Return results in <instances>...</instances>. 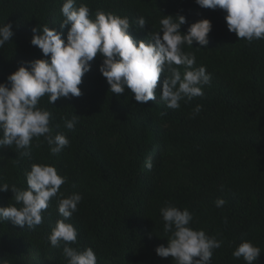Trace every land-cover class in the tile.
<instances>
[{
	"label": "trees",
	"instance_id": "obj_1",
	"mask_svg": "<svg viewBox=\"0 0 264 264\" xmlns=\"http://www.w3.org/2000/svg\"><path fill=\"white\" fill-rule=\"evenodd\" d=\"M64 2L0 0V25L11 23L15 33L0 48V83L25 62L50 60V54L45 57L31 44L34 28L63 31L67 43L70 25L60 29ZM82 4L93 19L98 10L129 18L137 41L160 31L164 15L185 16L184 34L191 24L210 20L209 44L194 42L183 50L195 54V67L205 66L211 83L203 87L204 96L182 100L180 109L173 110L160 100L162 74L156 99L141 103L130 89L119 96L109 91L98 54L82 77L81 96L60 98L53 105L43 96L38 107L52 113V134H65L70 143L55 156L44 137L33 138L30 156H19L14 145L0 148V184L25 190L33 164L54 166L67 182L35 229L0 221L3 264H67L63 244L54 248L48 239L63 219L60 193L65 198L82 195L78 210L65 221L78 233L70 246L79 251L91 247L97 264H175L172 257L156 253L171 235L165 234L160 213L168 205L187 208L194 230L223 241L212 264H246L233 256L245 240L260 247L255 264H264V39L240 40L228 30L223 10L202 8L195 0H76L77 7ZM140 17L147 22L143 29L135 23ZM197 105L202 110L193 118ZM74 115L78 123L69 131L65 120ZM13 196L11 190L0 191V207H21ZM218 198L226 201L222 208L215 206Z\"/></svg>",
	"mask_w": 264,
	"mask_h": 264
},
{
	"label": "clouds",
	"instance_id": "obj_2",
	"mask_svg": "<svg viewBox=\"0 0 264 264\" xmlns=\"http://www.w3.org/2000/svg\"><path fill=\"white\" fill-rule=\"evenodd\" d=\"M202 8H220L226 13L225 20L230 32L251 44L264 39V0H195ZM63 21L60 29L70 25L67 43L62 39L63 31L48 25L33 29L31 44L42 50L49 59H36L25 62L17 71L0 83V148L15 146L21 157L30 156L28 149L33 138L44 137L51 155L61 153L70 143L65 134H52L50 118L52 113L38 107L40 99L47 95L53 105L60 98L82 95L79 85L82 77L92 68L94 58L100 54L103 62L100 72L110 85V92L119 96L130 89L134 99L147 103L156 99V89L161 75H164L160 100L173 110L181 107V101H192L205 95L203 87L211 83V74L205 66L195 67L194 53L185 52L184 46L193 47L209 44L212 23L203 19L191 24L187 33L181 32L186 17L177 14L167 15L160 20V31L148 32L147 40H135L130 34L129 18L112 13L96 11L95 18L87 5L76 6V0H65L60 9ZM143 29L147 22L140 17L135 22ZM162 33V35H161ZM13 25H0V48L14 37ZM199 48V47H197ZM181 67L183 71H181ZM202 110L197 105L193 118ZM78 123V115L65 120V127L72 131ZM150 171L151 160L145 162ZM27 188L18 189L7 183L0 184V191L11 190L17 204L0 207V221H12L20 227L35 229L43 222L42 211L49 207L53 197H57L61 185L67 182L66 176L58 174L50 165L33 164L26 174ZM223 190V186H221ZM81 194L73 193L64 197L59 194L58 212L63 219L56 222L48 239L54 248L63 244V254L67 264H97V256L91 247L79 251L71 247L77 243V230L68 219L78 210ZM226 201L218 198L217 208ZM164 221L165 234L171 233L168 244H161L156 253L162 258L172 257L175 264H212L213 252L221 248L223 241L215 235L209 236L204 230L191 227L193 214L187 209L168 205L160 209ZM261 249L251 241H243L233 251L237 259L243 258L246 264H255ZM0 264H3L0 259Z\"/></svg>",
	"mask_w": 264,
	"mask_h": 264
}]
</instances>
